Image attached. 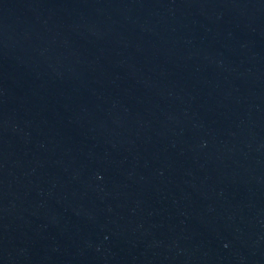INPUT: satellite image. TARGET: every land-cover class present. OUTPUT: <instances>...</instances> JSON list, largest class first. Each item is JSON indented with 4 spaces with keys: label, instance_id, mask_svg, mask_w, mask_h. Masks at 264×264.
<instances>
[{
    "label": "water",
    "instance_id": "1",
    "mask_svg": "<svg viewBox=\"0 0 264 264\" xmlns=\"http://www.w3.org/2000/svg\"><path fill=\"white\" fill-rule=\"evenodd\" d=\"M0 264H264V0H0Z\"/></svg>",
    "mask_w": 264,
    "mask_h": 264
}]
</instances>
